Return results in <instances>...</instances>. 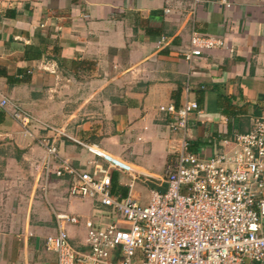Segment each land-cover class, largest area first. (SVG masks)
<instances>
[{
  "label": "crops",
  "instance_id": "1",
  "mask_svg": "<svg viewBox=\"0 0 264 264\" xmlns=\"http://www.w3.org/2000/svg\"><path fill=\"white\" fill-rule=\"evenodd\" d=\"M229 1L228 8L204 3L194 20L226 45L188 62L182 50L191 20L175 1L0 0V100L34 118L28 135L0 106V264H56L44 248L57 230L55 212L81 218L66 225L80 249L84 219L104 226L117 218L94 198L70 196L67 175L45 179L38 137L48 135L79 168L105 161L75 139L128 163L131 189L130 175L111 169V191L131 190L147 203L152 189L165 190V167L179 145L158 106L181 103L186 79L199 105L188 118L192 152L210 156L251 128L264 111V0ZM162 35L167 41L157 46Z\"/></svg>",
  "mask_w": 264,
  "mask_h": 264
},
{
  "label": "built area",
  "instance_id": "2",
  "mask_svg": "<svg viewBox=\"0 0 264 264\" xmlns=\"http://www.w3.org/2000/svg\"><path fill=\"white\" fill-rule=\"evenodd\" d=\"M169 1L177 2L191 20L182 50L188 62L226 45L219 36L198 31L194 20L204 3L219 2L228 8L229 0ZM166 41L162 35L156 44ZM191 89L186 79L181 103L158 106L168 116L170 130L178 134L179 145L165 167V190L152 189L147 203L131 190L125 195L111 191V169L128 173L131 189L136 176L128 163L73 138L105 161L93 159L89 168H79L60 156L48 135L38 137L45 148V179L50 173L67 175L70 196L94 198L117 216L104 226L84 219L87 245L80 249L70 242L66 225L81 218L55 212L57 230L45 236L44 248L55 253L56 264H264V111L249 130L233 133L229 145L201 156L189 149L188 118L199 111L198 102L189 96ZM0 106L33 135L34 118L28 110L8 98H2ZM40 124L42 129L52 128Z\"/></svg>",
  "mask_w": 264,
  "mask_h": 264
},
{
  "label": "trees",
  "instance_id": "3",
  "mask_svg": "<svg viewBox=\"0 0 264 264\" xmlns=\"http://www.w3.org/2000/svg\"><path fill=\"white\" fill-rule=\"evenodd\" d=\"M19 73H22V70H19ZM7 77H9L10 79H12L11 76L7 75ZM18 77V76H17ZM20 78H16V80H19Z\"/></svg>",
  "mask_w": 264,
  "mask_h": 264
}]
</instances>
